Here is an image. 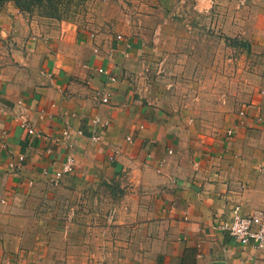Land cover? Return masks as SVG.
Masks as SVG:
<instances>
[{"label": "crops", "instance_id": "1", "mask_svg": "<svg viewBox=\"0 0 264 264\" xmlns=\"http://www.w3.org/2000/svg\"><path fill=\"white\" fill-rule=\"evenodd\" d=\"M138 2L169 12L157 47L36 21L13 1L0 12V264H264L218 226L236 206L264 209V75L222 129H201L152 76L216 0ZM240 2L227 25L264 60V0Z\"/></svg>", "mask_w": 264, "mask_h": 264}, {"label": "rangeland", "instance_id": "2", "mask_svg": "<svg viewBox=\"0 0 264 264\" xmlns=\"http://www.w3.org/2000/svg\"><path fill=\"white\" fill-rule=\"evenodd\" d=\"M240 3L216 0L208 13L193 14L190 19L194 28L178 51L162 48L164 53L157 54L165 59L158 62L161 70L152 80L165 84L167 91L189 103L191 115L204 130L222 129L228 117L238 113L260 90L264 60L251 44L232 36L227 25L230 20L235 24L237 19H244L246 11ZM32 7L34 11L26 14L36 21L61 22L38 14L52 8L56 16L64 17L63 21L84 33L113 36L130 29L145 34L155 47L158 25L169 16V12L141 9L138 0H55L53 6L37 3ZM167 53L173 57L168 58Z\"/></svg>", "mask_w": 264, "mask_h": 264}, {"label": "built area", "instance_id": "3", "mask_svg": "<svg viewBox=\"0 0 264 264\" xmlns=\"http://www.w3.org/2000/svg\"><path fill=\"white\" fill-rule=\"evenodd\" d=\"M94 37V36H92ZM118 39H123V36L118 35ZM95 52L98 53V49H95ZM161 63L158 67V70H161ZM103 72V69L99 70ZM102 103H108L109 96L108 94L102 97ZM0 110V114H1ZM95 123L102 122L101 119L95 118ZM107 125V122H104ZM30 132H33L29 128ZM95 133H97L95 131ZM230 133V132H229ZM65 136H69V130L64 131ZM94 139L99 140L100 136L95 135ZM130 139V138H129ZM69 146H73L69 144ZM20 160H23V157L20 156ZM74 171V159L72 156L68 158V161L64 164L63 170L56 173L55 177L52 180V183H58L60 177L65 173H70ZM260 174L264 177V164L259 167ZM244 187V186H243ZM218 226L230 234V236L237 239L241 244H252L258 249L264 250V209H257L249 214H244L242 212L241 206H236L231 212V217L226 219L223 222H219Z\"/></svg>", "mask_w": 264, "mask_h": 264}, {"label": "trees", "instance_id": "4", "mask_svg": "<svg viewBox=\"0 0 264 264\" xmlns=\"http://www.w3.org/2000/svg\"><path fill=\"white\" fill-rule=\"evenodd\" d=\"M10 1H13L16 3V5L20 8V10L23 13L26 12H33L34 11V7H32L34 4L37 3H44V5H54L55 0H0V12L2 10V8L4 7V5ZM40 16L43 17H47L50 19H56V20H64L65 18L61 17V16H56V11L52 10V8H48L45 10H42L41 12L38 13Z\"/></svg>", "mask_w": 264, "mask_h": 264}]
</instances>
